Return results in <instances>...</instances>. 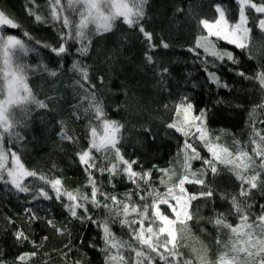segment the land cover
<instances>
[{
    "label": "snow or ice",
    "instance_id": "snow-or-ice-1",
    "mask_svg": "<svg viewBox=\"0 0 264 264\" xmlns=\"http://www.w3.org/2000/svg\"><path fill=\"white\" fill-rule=\"evenodd\" d=\"M237 2L239 10L235 20L227 17L220 4L215 5L218 17L198 20L200 34L188 51L203 67L207 82L218 90L231 91L232 88L216 70L210 69L230 63L234 66L230 72L258 83L264 93V68L258 66L249 75L239 69L241 61L233 51L218 46L224 41L241 50L247 59H255L251 42L253 28L249 24L264 33V0ZM28 3L32 7L26 9L27 14L35 23L56 27L59 42L52 45L34 39L0 6V185L17 194L31 196V200L25 202L23 224L17 225L12 235L17 244L28 243L35 249L20 253L13 264H31L39 255L49 239L47 235L39 243L32 239V227L41 221L45 228L67 239L68 243L60 250L63 264H86L85 252H81L79 258L71 257L75 246L68 223L73 220L84 226L92 224L100 231L103 246L98 250L103 253V264H264V203L259 204L258 212L253 210L254 190L264 197V118H261L264 96L248 113L246 123L250 131L244 142L225 129H220V134L216 135L208 124L212 110L197 109L188 95L181 96L166 128L181 134L183 144L168 167L152 165L146 169L138 157L129 158L122 150L126 140L125 124L108 117L102 89L90 75L92 66L80 59L73 60L71 71L78 78L73 80L72 88L79 102L73 105L72 116L76 120L87 118V146L78 148L75 155L86 179L83 185L69 188L61 176L28 168L21 158V149L13 147L25 141L22 130L30 127L34 112L52 111L50 103L56 100L55 96L47 95L39 98L29 86L30 75L60 77L62 72L58 69L63 68V59L70 54V43L77 44L75 53L85 57L91 50L93 36L111 32L117 21H122L129 29H137L143 36L148 48L144 59L148 65L156 63L151 52L157 48L167 49L170 45L163 37L159 43L154 42L153 32L144 26L148 0H45L43 5L37 4V0H28ZM247 10L258 15L250 19ZM5 28L19 29L26 39L6 34ZM41 49L47 50L45 54L57 68H50L42 58L36 63L27 62L31 54L40 57ZM168 73L169 69L164 67L157 75L162 81ZM95 79L104 85L103 75ZM215 103L233 106L223 98ZM58 124V138L79 145L80 138L65 121L60 120ZM144 131L151 133V128H144ZM225 136H232L231 143L225 141ZM197 146H202L207 155H201ZM194 161H200L201 167L194 169ZM222 171L235 178L238 191L218 192L214 182ZM154 172L159 173L157 179H153ZM105 175L107 185L113 190L115 181L121 177L132 188L122 194L107 191L101 179ZM187 185L197 186L196 191H189ZM217 195L229 205L226 212L214 208L212 215L205 217L199 205L193 209L194 201H214ZM42 200L59 202L68 214V223L56 220L50 211L49 215L38 214L43 207L39 203ZM101 210L103 216L95 215ZM229 217H234L236 222H231ZM4 219L9 226L16 224L11 217ZM193 221L196 224L204 221L216 230L214 243L218 252L214 259L210 258L209 245L194 234ZM115 225L126 228L130 239L118 236L113 230ZM80 243L83 244L82 236ZM88 247L96 245L89 243ZM183 249L189 251L188 256ZM0 264H8L2 253Z\"/></svg>",
    "mask_w": 264,
    "mask_h": 264
},
{
    "label": "trees",
    "instance_id": "trees-1",
    "mask_svg": "<svg viewBox=\"0 0 264 264\" xmlns=\"http://www.w3.org/2000/svg\"><path fill=\"white\" fill-rule=\"evenodd\" d=\"M44 3L45 0H37L39 5ZM216 4H220L225 9L230 20L238 18L237 0H148L144 26L146 30L153 32L154 42L159 43L160 38L163 37L170 45L167 49L157 48L150 53L156 61L154 65H148L144 59L148 48L139 31L129 29L122 21H117L111 32L93 36L91 50L85 57L75 53L77 44L70 43V54L64 57L63 68L58 69L62 72L60 77L50 78L45 74L30 75L29 86L38 93L39 98L43 99L47 95L55 96L56 100L50 103L52 111L34 112L30 127L22 130V134L26 137L25 141L13 146L21 149V158L25 165L49 175L63 177L65 185L69 188L81 186L85 182V173L75 153L78 148L87 146L85 139L87 118L76 120L72 116L73 105L79 102L72 88L73 80L78 78L71 71L72 62L76 59L92 66L90 75L93 82L97 83V87L102 89L101 94L105 100L108 117L125 124L123 131L126 140L123 142L122 149L125 155L129 158L138 157L146 169L152 165L168 167L182 146L181 134L167 129L166 125L172 121L174 105L183 95H188L197 109L207 107L212 110L208 124L216 135L220 134V129H225L242 142L246 141L250 131L246 123L248 113L254 105L261 102L264 96L258 83L236 76L229 71L234 66L226 63L218 66L217 69H210L216 70L232 88L231 91L218 90L207 82L203 67L188 51L194 46L196 37L200 34L197 21L218 17L219 14L215 11ZM0 6L10 13L23 26V30L34 39L42 43L58 44L56 27L51 24L35 23L34 19L27 14L26 9L32 7L28 0H0ZM178 8L182 11L177 12ZM247 11L250 19L258 15L251 10ZM44 15L47 16L46 10ZM72 18L75 19V17ZM249 26L253 28L251 42L255 59H247L241 50L224 41H220L218 46L233 51L240 58L239 69L252 75L258 66L264 68V33L258 31L251 23ZM5 32L26 39L19 29L5 28ZM46 52L47 50L41 49L40 57H35V54L29 55L27 62L36 63L42 58L49 63L50 68H57V65L45 54ZM164 67L169 69V73L161 81L157 72ZM98 75L105 77L104 85H100L95 79ZM220 98L233 106L217 105L215 102ZM165 105L168 107L165 108ZM234 105H240V107H234ZM261 118H264V114H261ZM60 120L65 121L66 126L80 138L79 145H73L58 138V121ZM144 128H151V133H146ZM224 139L231 143L232 136H225ZM5 143L7 145V140ZM197 148L201 151V155H207L202 146ZM199 167L201 162L194 161L193 168ZM158 176L159 173H153V179H157ZM101 179L106 185V190L110 192L122 194L132 188V185L123 177L115 181L114 190L107 185V175ZM187 187L189 191L197 189L195 185H187ZM214 187L218 192L234 193L238 191V182L230 173L222 171L221 176L216 178ZM30 200L29 194H17L0 185V253L8 264H13L15 258L22 252L35 251L31 244H17L12 235L16 226L23 224L25 202ZM254 200L256 203L253 210L258 212L259 204L264 203V197L255 194L254 190ZM39 203L43 207L38 214L49 215L50 211L56 220L68 223V214L59 202L42 200ZM197 205L201 208V215L205 217L211 216L214 208L226 212L229 207L226 201L219 199L218 195L214 197V201H194L193 209ZM27 206L32 207L33 204H27ZM162 207L168 211L166 206ZM95 215L103 216L104 213L101 210ZM6 216L15 220L16 224L9 226L4 219ZM229 220L236 222L234 217H229ZM68 227L72 231V244L75 246L71 257L79 258L80 253L85 252L87 253L86 264H103V253L98 250L103 246L100 231L92 224L84 226L75 220L68 223ZM191 227L194 234L209 245L210 258L214 259L218 252L214 243L216 230L204 221L200 224L193 221ZM201 228L206 231L201 232ZM113 230L118 236L130 239L126 228L121 229L119 225H115ZM32 232L34 233L32 239L38 243L44 235H47L49 239L31 264H44L45 261H48V264H63L60 250L64 244L68 243L67 239L58 236L54 230L45 228L43 221L33 225ZM81 236L83 237L82 245ZM89 243L95 244L96 247L89 248ZM183 251L186 256L189 255L187 249Z\"/></svg>",
    "mask_w": 264,
    "mask_h": 264
}]
</instances>
